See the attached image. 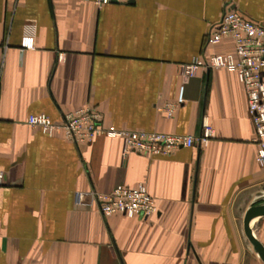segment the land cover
<instances>
[{
  "label": "crops",
  "instance_id": "0c3cea01",
  "mask_svg": "<svg viewBox=\"0 0 264 264\" xmlns=\"http://www.w3.org/2000/svg\"><path fill=\"white\" fill-rule=\"evenodd\" d=\"M227 4L264 19V0H0V264H264L246 236L264 203V167L236 72L183 66L206 48ZM184 85L185 102L165 108ZM92 106L105 128L199 136L171 156L130 152L121 138L75 144L28 123ZM144 183L158 211L104 216L95 192ZM264 244V216L252 222Z\"/></svg>",
  "mask_w": 264,
  "mask_h": 264
},
{
  "label": "built area",
  "instance_id": "2783aa9c",
  "mask_svg": "<svg viewBox=\"0 0 264 264\" xmlns=\"http://www.w3.org/2000/svg\"><path fill=\"white\" fill-rule=\"evenodd\" d=\"M135 0H93L98 6L116 3H130ZM231 40L233 49L228 52L208 53L197 56L183 66V73L195 76L200 69L227 68L237 74L244 86L248 111L255 127L254 142L257 145V161L264 167V19L254 20L238 9L227 4L220 20L208 31L206 48ZM184 85H181L178 98L169 103L165 111L171 117L184 104ZM28 123L43 132L63 134L75 144L92 142L97 136L121 138L124 141L123 157L130 152L150 156H171L182 147L207 146L213 135V127L205 123L202 134H172L146 130H132L109 126L102 123V114L92 106L80 108L64 115L61 121L54 122L45 114H31ZM0 171V185L3 183ZM98 210L104 216L122 214L130 218L147 219L158 211L156 199L144 183L136 186L117 185L109 192H95Z\"/></svg>",
  "mask_w": 264,
  "mask_h": 264
},
{
  "label": "water",
  "instance_id": "95a60500",
  "mask_svg": "<svg viewBox=\"0 0 264 264\" xmlns=\"http://www.w3.org/2000/svg\"><path fill=\"white\" fill-rule=\"evenodd\" d=\"M264 216V203H258L251 206L244 217V229L247 238L254 247L255 252L264 262V244L256 237L252 229V222L254 219Z\"/></svg>",
  "mask_w": 264,
  "mask_h": 264
}]
</instances>
